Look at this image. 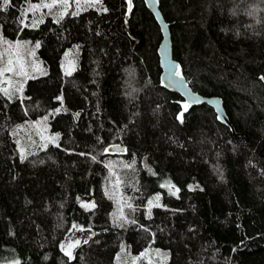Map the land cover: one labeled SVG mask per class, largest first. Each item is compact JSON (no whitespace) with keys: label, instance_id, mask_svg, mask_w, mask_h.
<instances>
[{"label":"trees","instance_id":"1","mask_svg":"<svg viewBox=\"0 0 264 264\" xmlns=\"http://www.w3.org/2000/svg\"><path fill=\"white\" fill-rule=\"evenodd\" d=\"M42 1L0 0L1 38L39 44L47 71L0 91V264H264V0H158L188 85L239 136L204 104L177 119L143 0L61 2L35 23ZM39 121L51 140L23 134ZM120 135L128 153L104 155Z\"/></svg>","mask_w":264,"mask_h":264},{"label":"rangeland","instance_id":"2","mask_svg":"<svg viewBox=\"0 0 264 264\" xmlns=\"http://www.w3.org/2000/svg\"><path fill=\"white\" fill-rule=\"evenodd\" d=\"M51 2V4H59L61 2H57V0H46L45 4ZM43 1L38 4V8L34 9L32 20L35 23H40L43 20L46 12H45V4H42ZM79 3H76V0H73V3L70 0H66V8L75 7L78 8ZM33 11V10H32ZM37 47L35 45H30L29 42H21L17 46V42H10L1 38L0 35V91L5 94H10L12 92L14 94H19L21 88L23 87V82L29 78H35L42 76L47 73L44 70L42 60L38 58L37 55ZM78 67V63L76 57L73 56V53H68L66 56V60L62 65V71L65 75L73 74ZM6 90V91H5ZM42 122H36L29 125V128L22 127L23 134L27 133V131H34L40 138L46 139L47 141L51 140V137L46 134L47 128L42 126ZM38 139H35L37 141ZM86 230L81 228L72 229L71 233L67 236V238L62 243L67 246L69 243H74L79 240L80 243L85 240ZM61 244V245H62ZM76 248V247H75ZM75 248L71 249L72 256L74 254ZM64 252V251H63Z\"/></svg>","mask_w":264,"mask_h":264},{"label":"water","instance_id":"3","mask_svg":"<svg viewBox=\"0 0 264 264\" xmlns=\"http://www.w3.org/2000/svg\"><path fill=\"white\" fill-rule=\"evenodd\" d=\"M147 10L153 15L161 33V41L157 49L160 67V85L168 92L178 94L190 106L184 113L189 112L197 104H204L210 107L217 118V121L230 129V131L239 136L224 109V104L219 97H204L192 90L188 85L187 80L181 72V65L173 57L172 41L169 24L165 21L158 5V0H143ZM179 65L180 76H173L171 73L176 71V66ZM180 77L183 78L182 82ZM264 84V79H262ZM128 149L124 144L122 135H120V142L107 146L104 150L106 156H125Z\"/></svg>","mask_w":264,"mask_h":264},{"label":"snow or ice","instance_id":"4","mask_svg":"<svg viewBox=\"0 0 264 264\" xmlns=\"http://www.w3.org/2000/svg\"><path fill=\"white\" fill-rule=\"evenodd\" d=\"M57 2H64V3H66V0H57ZM79 2H80V0H76V3H79ZM85 2L86 3H89L91 5H96V4H100L101 3V0H85ZM126 3H127V11L128 12H131L132 11L133 0H126ZM8 5H9V0H3V8L8 7ZM54 6H55L54 4H45L44 5V7H47V8H52ZM38 7H39L38 5H32V9H36ZM104 11H107V9H104ZM72 14L75 15L77 13L74 12ZM64 15H65V13L62 12L60 14V16H59V19H63V16ZM40 22L42 23L43 21H40ZM35 46L38 48L40 45L39 44H36ZM171 75H173V76H180V73H179V65L176 66V71L173 72V73H171ZM261 79H264V77H262ZM180 80L182 82L183 78L180 77ZM21 90H22V88H21ZM189 106L190 105L188 103H183L182 104L183 111L180 112L177 115V119L180 120L181 123L183 122L184 112H186L188 110ZM57 111H59V110H57ZM56 139H58V137H53L52 138V141L54 142ZM25 158L26 157L24 156V154L21 153V160L23 161V159H25ZM157 199H159V197H157ZM82 206L83 207H86V208H89V209L95 207V205L94 204H91V203L84 204ZM118 226H122V225H118ZM73 227H76V226L74 225ZM84 242L87 243V240H85ZM79 244H80V241L79 240L75 241L74 243H69L67 246H65V245L62 244L61 245V250L64 251L65 255L69 256V258L71 259L72 258V251H71V249L79 246Z\"/></svg>","mask_w":264,"mask_h":264}]
</instances>
